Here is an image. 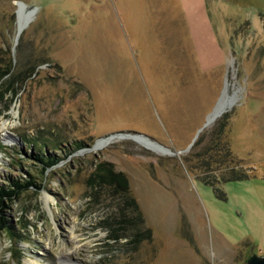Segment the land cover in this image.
<instances>
[{"label":"rangeland","instance_id":"rangeland-1","mask_svg":"<svg viewBox=\"0 0 264 264\" xmlns=\"http://www.w3.org/2000/svg\"><path fill=\"white\" fill-rule=\"evenodd\" d=\"M161 2L0 0V188L36 185L4 202L0 264L264 258V0ZM222 121L249 175L216 195L203 179L236 169L201 164Z\"/></svg>","mask_w":264,"mask_h":264},{"label":"trees","instance_id":"trees-1","mask_svg":"<svg viewBox=\"0 0 264 264\" xmlns=\"http://www.w3.org/2000/svg\"><path fill=\"white\" fill-rule=\"evenodd\" d=\"M9 83L10 81L8 80V81H5L3 84L8 85ZM225 128L226 126L223 121L218 123V131L216 133L217 139L214 142L215 145L211 148L209 147L208 149H206L205 154L207 152L209 153H212L213 151L215 152L212 153V155L209 157L208 160L202 159L203 161H201V164L206 169L207 167H210L212 164L217 165L220 163L219 166H222L226 164L228 161L235 164L234 166L236 167V169L231 170V171H224V173H222L221 178L216 180V182H213V181L209 182L207 181V179H203L204 183L210 186L214 190L216 195L221 193L220 192L221 190L219 189V187L216 186L217 183H220L221 185V184H225L228 182H240V181L246 180L249 175L248 174L249 170H247L244 166H242V160H239L236 157H234L230 149L228 148V143L222 140L223 136H225L227 132ZM201 156H204V155H201ZM34 159L36 160L37 163L42 164L44 167H50L54 165L56 162L50 156H45V158H43L41 155H37V156H34ZM8 184H9L8 187L0 188V231L7 228V221L3 217H1L3 208H6V205L4 204V202H12L13 199L17 198L20 192L27 190L29 187L36 186L34 182H31V181L20 182L19 180H14L12 178H8ZM121 194L127 200H129L128 204L130 205V207H132L134 212H136L138 216V220L142 224L143 220L140 216V212L138 211V207L136 206L135 202L132 199H130L128 195V186H127L125 179H122ZM123 237H125L127 240L129 239L130 241L128 240V242L133 245L139 244L142 241H150L152 239L151 232L148 229L145 230L142 234L124 235ZM123 237L121 236L119 238H123ZM119 238H117L116 236H112L110 240L116 241Z\"/></svg>","mask_w":264,"mask_h":264},{"label":"bare ground","instance_id":"bare-ground-1","mask_svg":"<svg viewBox=\"0 0 264 264\" xmlns=\"http://www.w3.org/2000/svg\"><path fill=\"white\" fill-rule=\"evenodd\" d=\"M24 20H25V15L23 14L21 16L19 30H21L24 27V24H25ZM234 102H235V97L226 96V94L224 93L223 97L221 98L217 106L214 108L213 112L207 117V120L210 121V120L219 118L220 115H222L224 112H226L228 109H230L233 106ZM6 126H7L6 123H2L1 125L2 131H5ZM135 140L139 141L141 144L145 145L146 147L154 149L163 154L171 153L170 151L163 149L157 146L155 143L145 140L144 138L141 139V138L135 137Z\"/></svg>","mask_w":264,"mask_h":264},{"label":"water","instance_id":"water-1","mask_svg":"<svg viewBox=\"0 0 264 264\" xmlns=\"http://www.w3.org/2000/svg\"><path fill=\"white\" fill-rule=\"evenodd\" d=\"M22 31H23V29H22V30H18L17 35L19 36V35L21 34ZM216 119H217V118H216ZM216 119H213V120H210V121L207 120V122L203 125V127L197 131V134H196L195 138L193 139L192 143H191V144L187 147V149L184 150L183 152L188 151V150L192 147V145L194 144V142H195L196 138L199 136V134H200V133H201L206 127H208L209 125H211ZM142 138H144V139H146V140L149 141V139H147L146 137H142ZM132 139H134V138H132ZM153 143H155V142H153ZM155 144H156L157 146L163 148V149H166V148H164L163 146H161V145H159V144H157V143H155ZM166 150H168V149H166ZM168 151H169V150H168ZM246 264H264V258H262V257H258V256H252V257H250V258L247 260Z\"/></svg>","mask_w":264,"mask_h":264},{"label":"crops","instance_id":"crops-1","mask_svg":"<svg viewBox=\"0 0 264 264\" xmlns=\"http://www.w3.org/2000/svg\"><path fill=\"white\" fill-rule=\"evenodd\" d=\"M160 2V0H159ZM175 3V0H162V2L160 4H162L164 9H169V6L172 5V8L174 7L173 4Z\"/></svg>","mask_w":264,"mask_h":264}]
</instances>
